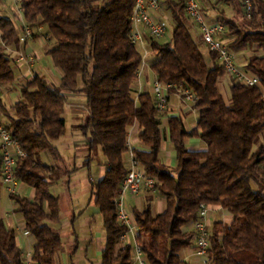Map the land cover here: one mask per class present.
I'll return each instance as SVG.
<instances>
[{"label":"trees","instance_id":"1","mask_svg":"<svg viewBox=\"0 0 264 264\" xmlns=\"http://www.w3.org/2000/svg\"><path fill=\"white\" fill-rule=\"evenodd\" d=\"M164 1L172 34L169 41L149 39L150 68L161 83L191 90L198 114L193 130L179 117L168 120L173 166L162 160L164 132L155 98L145 91L134 99L142 61L131 40L136 0H20L35 37L41 34L39 29L46 30L47 55L62 78L59 86L40 77L27 80L11 107L1 94L16 83L18 67L12 52L18 50L20 35L0 15V122L25 154L17 159L19 183L35 190L33 202L12 196L26 230L36 240L34 264H55L63 249L60 232L49 223L61 221L60 199L51 185L64 174L55 143L67 132L66 94L85 96L88 116L80 129L90 161L100 150L108 168L92 193L107 237L101 264H133L132 247L120 241L126 228L119 222L115 199L128 173L127 140L136 124L142 130L143 146L136 150V157L144 172L157 180V195L166 200L162 214L154 213L152 197L144 211L134 212L147 264H189L180 253L194 245L188 225L198 220L203 204L220 206L234 217L231 226L215 223L210 228L206 264H264V0H251L250 17L243 0L216 1L234 7L233 17H225L222 10L219 23L226 27L222 38L229 39L228 47L235 55L250 53L245 56V69L261 83L246 88L232 81L228 102L219 89L224 70L216 54L207 58L193 38L185 0ZM190 139L201 140L207 149L189 151ZM46 153L56 165L42 161ZM2 187L0 173V199ZM0 264H25L16 232L1 219Z\"/></svg>","mask_w":264,"mask_h":264},{"label":"crops","instance_id":"2","mask_svg":"<svg viewBox=\"0 0 264 264\" xmlns=\"http://www.w3.org/2000/svg\"><path fill=\"white\" fill-rule=\"evenodd\" d=\"M217 0H205L202 4V9L206 14L208 21L211 24H217L221 21L222 10L226 12L225 17H230L228 14V7L218 5ZM10 0H0V15L8 18L18 34L21 33V27L17 22L14 14L11 12ZM168 19L170 16L169 10L162 14ZM189 27L193 38L201 44V50L207 58L211 57L209 51L203 45L201 41V35L197 27L188 21ZM43 35H38L34 40L30 41L25 46V52L29 55L36 57V64L34 66L35 77L43 78L49 85L59 86L62 75L57 70L52 62L50 56L47 55L50 49L48 39L45 37L46 30L42 28ZM147 38V37H146ZM170 37L166 40L169 41ZM148 47L150 49L149 38H147ZM224 41L228 44L229 39L224 38ZM150 58L153 55L150 49ZM250 53H240L235 55L237 62L246 68L245 56H249ZM149 58V59H150ZM25 68L18 67V75L14 86L6 88L2 91V99L4 103L11 107L20 98L21 85L25 84L30 77L24 75ZM155 78L151 68L145 70L141 83L145 91L152 93V83ZM232 84V80L224 73L219 80V89L226 102L229 101V89ZM144 91V92H145ZM66 113L65 119L67 124L66 135L58 142L55 143L58 153L60 155L59 167L64 173L59 181L52 183L51 191L54 196L58 197L55 193L60 187H64L67 194L64 197L69 199L70 211L66 210L68 214L66 216L61 215V221L59 224L49 223V225L56 231L60 232L63 241V249L56 256L55 264H81L83 261L87 264H101L102 254L106 247V232H101L97 229L95 224V218L102 219L100 209L95 204V196L93 193V186L101 181L108 171L106 160L103 157L100 150L96 152L93 160L90 161V152L86 146V139L80 129L85 124L88 116V110L86 106V98L83 94H66ZM196 111H189L185 104L174 96L170 97V110L168 114L161 118L162 130L164 132V142L162 145V151L168 155L170 160L166 163L168 166L175 164V153L172 152L170 147L167 148L169 142L168 139V120L171 117H179L183 120L188 130H193L197 127L198 116H195ZM197 115V114H196ZM196 117V124L190 125L189 121ZM142 130L136 124L133 128V145L137 150H143V146L140 142V134ZM187 149L191 152L205 151L207 149L206 144L201 140L190 139L186 142ZM42 161L49 166L56 165V162L52 156L48 153L42 155ZM0 173H2V164L0 160ZM70 173V174H68ZM76 181V182H75ZM84 181V183H83ZM76 186L77 192H74ZM3 188V187H2ZM2 193V191H1ZM22 198H26L33 202L35 198V190L27 187L23 183H19L17 187V194ZM64 195V194H62ZM61 194L58 197L60 199L61 213L64 210L63 202L61 201ZM84 196V197H83ZM149 197H152V208L155 214H162L166 210V200L158 195H150L148 191H143L141 196L134 198L130 195L126 198V208L130 215L134 216L135 211H144ZM86 199V200H84ZM86 205V206H84ZM17 205L11 196L7 195L3 197L1 194L0 199V219L4 221L6 226L14 230L17 236V244L21 248L24 259L25 254L33 253L34 246L36 244L35 238L26 230V224L23 217L17 212ZM209 225L210 228L215 223H222L224 226H231L234 221V217L220 206L210 207ZM79 225L76 227V224ZM103 223V219H102ZM188 230L193 231V224L188 225ZM194 245L186 250L181 251L180 257L182 260L189 264H203V260L197 258L194 255ZM81 257H80V256ZM79 259L77 260V257ZM133 264H137L134 260V254L132 250Z\"/></svg>","mask_w":264,"mask_h":264},{"label":"built area","instance_id":"3","mask_svg":"<svg viewBox=\"0 0 264 264\" xmlns=\"http://www.w3.org/2000/svg\"><path fill=\"white\" fill-rule=\"evenodd\" d=\"M14 17L21 27L18 50L13 51L16 67L25 68L24 75L34 79V66L36 57L25 52V46L35 38V30L26 22L21 7L20 0H10ZM205 0H185V13L200 32L201 40L207 51L214 53L224 70V73L234 82L243 87H260V79L250 71L243 68L228 47V44L222 38L226 32V27L221 24H211L202 9ZM245 14L250 17L252 3L251 0H243ZM166 11L164 0H136L131 15V40L139 50L142 61L137 73L136 94L134 99L144 93V87L141 78L146 69L150 68L149 58L150 49L147 38L155 41H166L169 35V25L167 18L162 16ZM42 29H39L41 32ZM147 37V38H146ZM11 52V49H7ZM152 95L156 101V109L162 118L170 110V97L174 96L185 104L189 111H195L194 106L197 102L195 94L186 88L175 85L163 84L155 76L152 83ZM135 126V125H134ZM133 126V128H134ZM133 128L128 134L127 153L125 156L128 166V173L122 183L120 193L115 199L118 219L122 226L126 228L121 236V243L124 246L130 245L133 250L134 260L137 264H147L146 257L142 251L141 240L139 236V226L135 223L133 216L129 214L126 208V198L128 195L137 198L143 191H148L157 195V180L141 168L136 157V148L133 145ZM18 143L13 139L11 133L0 122V160L2 164V183L9 196L17 194L19 181L16 177L17 159L24 157ZM210 207L201 205L198 220L193 224L194 232V255L207 263V252L210 248ZM25 264L33 263V253L25 254Z\"/></svg>","mask_w":264,"mask_h":264},{"label":"rangeland","instance_id":"4","mask_svg":"<svg viewBox=\"0 0 264 264\" xmlns=\"http://www.w3.org/2000/svg\"><path fill=\"white\" fill-rule=\"evenodd\" d=\"M10 6H11V1H10ZM224 11V10H223ZM11 12H12V14H13V10L11 9ZM228 14L230 15V17H233V15H235V10H234V7L232 6L231 8H228ZM241 18H239L238 17V20H237V22L238 23H242V19L240 20ZM167 22H168V25H169V29H170V31H169V35H168V38L169 37H171V34H172V22L169 20H167ZM41 35H43L42 34V32H41ZM167 38V39H168ZM166 39V40H167ZM153 58V56H151V58L148 60L149 62H150V60ZM17 75H18V73H17ZM197 114V112H195V116L197 117L198 116V114ZM196 117H194V118H192L191 119V121H189V123H190V125H194V124H196V121H197V118ZM194 140H197V139H194ZM261 141H263L264 142V135L262 136V138H261ZM168 147H170V149H171V151L173 152V148H172V145L171 144H167V148ZM162 160L164 161V163L166 164L167 162H168V160H170V158L168 157V155H166V153L164 152V151H162ZM76 182V181H75ZM83 183H84V181H83ZM85 184V183H84ZM75 190H74V192H77V189L78 190H80V187L78 188L77 186H76V188H74ZM6 190H5V187L3 186V188H2V195H3V197L4 196H6ZM56 194H57V196L59 197L60 196V194L62 195V194H64V195H62L63 197H61V201L63 202V207H64V210L62 211V213H61V215H62V217L63 216H66L67 214H68V212H66V210L68 211H70L71 209H70V206H69V199H67V197H64V196H66L67 194H65L66 193V190L64 189V187H60V188H58V190H56V192H55ZM7 195H9L8 193H7ZM84 197V196H83ZM84 200H86V199H84ZM84 206H86V205H84ZM95 224H96V226H97V229H100V231L101 232H105V230H104V227H103V223H102V219H101V217L100 218H95ZM79 225V223H77L76 224V227ZM80 256V255H79ZM79 256L77 257V260L79 259ZM81 257V256H80ZM81 264H87V262H82Z\"/></svg>","mask_w":264,"mask_h":264}]
</instances>
